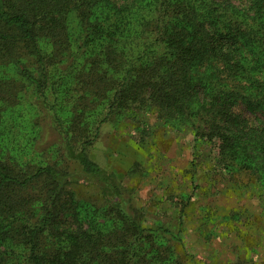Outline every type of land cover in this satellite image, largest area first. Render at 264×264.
<instances>
[{
    "label": "trees",
    "instance_id": "obj_1",
    "mask_svg": "<svg viewBox=\"0 0 264 264\" xmlns=\"http://www.w3.org/2000/svg\"><path fill=\"white\" fill-rule=\"evenodd\" d=\"M153 4L139 19L111 0H0V264H180L171 247L151 239L168 229L143 227L124 186L87 152L101 122L139 106L190 121L224 168H248L255 156L253 167L264 171V122L234 110L246 96L264 109V81L241 64L246 53L264 62V0L145 1ZM16 48L26 49L33 69L20 65ZM17 76L43 97L51 82L44 103L60 120L67 156L102 186L115 214L111 230L71 194L70 172L40 158L36 121H20ZM235 139L254 155L233 149Z\"/></svg>",
    "mask_w": 264,
    "mask_h": 264
},
{
    "label": "rangeland",
    "instance_id": "obj_2",
    "mask_svg": "<svg viewBox=\"0 0 264 264\" xmlns=\"http://www.w3.org/2000/svg\"><path fill=\"white\" fill-rule=\"evenodd\" d=\"M145 1L111 0L122 8L130 5L123 12H132L139 19L148 10L154 11L151 6L155 4L145 5ZM16 50L24 58L20 65L33 69L26 49ZM241 64L246 76L264 81V62L260 59L255 61L246 53ZM13 78L23 84L15 95L20 121H36L38 125L32 137L35 146L46 150L40 158L58 162L70 172L71 194L77 201L95 207L96 223L104 232L111 230L115 214L109 215L102 186L83 174L77 160L67 156L60 120L44 103L46 97L48 103L52 101L51 82L43 97L28 81L20 76ZM247 99L252 98L239 100L234 110L261 125L264 109ZM95 125L87 123V133ZM77 133L72 136L74 142ZM196 137L190 121L175 115L164 118L155 107L143 105L131 114L129 111L121 118L112 116L101 122L99 135L87 152L124 186L123 195L143 227L161 225L168 229L150 234L151 239L162 247H171L180 264H190L192 257L197 264H264V171L253 167L258 159L254 156L248 168H224L214 144ZM233 149L241 155H254L241 139L234 140ZM83 226L86 228L88 221ZM150 237L146 235L143 243L147 250ZM153 246L149 244L151 249Z\"/></svg>",
    "mask_w": 264,
    "mask_h": 264
}]
</instances>
